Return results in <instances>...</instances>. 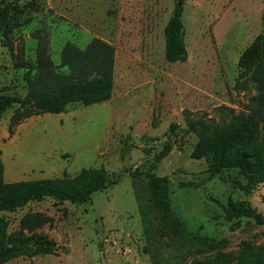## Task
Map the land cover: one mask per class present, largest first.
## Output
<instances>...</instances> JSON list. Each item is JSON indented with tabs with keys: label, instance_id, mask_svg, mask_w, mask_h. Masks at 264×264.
I'll list each match as a JSON object with an SVG mask.
<instances>
[{
	"label": "rangeland",
	"instance_id": "rangeland-1",
	"mask_svg": "<svg viewBox=\"0 0 264 264\" xmlns=\"http://www.w3.org/2000/svg\"><path fill=\"white\" fill-rule=\"evenodd\" d=\"M6 1L12 11L0 29V92L24 96L53 73L66 74L60 65L66 42L83 49L99 38L114 47L115 61L112 94L104 102L71 103L61 113L11 126L14 107L3 113V180L65 179L98 168L117 182L87 203L45 198L8 213L9 232L24 219L36 220V234L52 240L55 250L2 264H188L187 248L161 222L146 192L145 172L168 141L172 150L154 172L169 178L174 214L194 232L227 238L228 249L264 244V224L227 220L220 207L229 199L249 201L264 214V183L244 190V175L223 169L200 187L180 186L207 174L205 160L193 154L201 131L187 130V119L227 123L247 112L258 93L254 83H237V60L263 28L264 0H184L187 57L176 62L164 58L163 29L178 0ZM171 122L178 128L169 138Z\"/></svg>",
	"mask_w": 264,
	"mask_h": 264
},
{
	"label": "trees",
	"instance_id": "trees-1",
	"mask_svg": "<svg viewBox=\"0 0 264 264\" xmlns=\"http://www.w3.org/2000/svg\"><path fill=\"white\" fill-rule=\"evenodd\" d=\"M183 1L178 0L163 29V51L167 62L185 61L187 57L182 6L179 4ZM11 11L9 2L0 0V29L8 25ZM262 19L264 23V14ZM114 61V47L99 38H93L83 49L66 42L61 49L60 65L66 68L67 73H53L44 83L34 84L24 96L0 92V118L6 110L14 107L11 126L33 115L61 113L71 103L86 106L106 101L114 86ZM237 66L239 86L244 88L246 83H254L258 93L247 104V112L234 115L227 123L210 124L201 117L187 119V130L201 131L193 154L205 160L207 174L197 180L181 182L180 186L200 187L223 169H238L247 179V184L241 186L244 190L249 191L264 183V25L241 51ZM177 128L176 123H170L169 138L177 135ZM172 147V142L168 141L153 155L145 172L146 192L161 222L177 242L187 248L192 257L188 264H264V244L244 242L236 249H228L227 238L194 232L174 214L169 197V178L154 172ZM130 174L136 176L138 173L132 171ZM116 182L117 177L110 179L103 169L98 168L82 169L72 178L46 177L6 182L0 161V264L13 257H33L55 250L52 240L36 234L39 227L36 220L24 219L18 230L9 232L8 213L45 198L74 204L87 203L92 193ZM220 207L227 220L246 217L256 224H264V214L249 201L229 199ZM140 209L143 213V206Z\"/></svg>",
	"mask_w": 264,
	"mask_h": 264
},
{
	"label": "water",
	"instance_id": "water-1",
	"mask_svg": "<svg viewBox=\"0 0 264 264\" xmlns=\"http://www.w3.org/2000/svg\"><path fill=\"white\" fill-rule=\"evenodd\" d=\"M180 4V3H179Z\"/></svg>",
	"mask_w": 264,
	"mask_h": 264
}]
</instances>
